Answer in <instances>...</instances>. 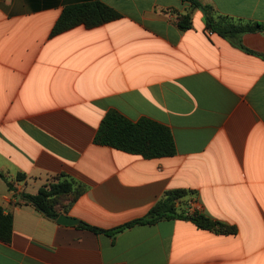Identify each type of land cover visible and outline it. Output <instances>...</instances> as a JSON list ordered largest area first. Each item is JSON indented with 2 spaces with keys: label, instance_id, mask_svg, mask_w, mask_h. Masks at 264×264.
I'll use <instances>...</instances> for the list:
<instances>
[{
  "label": "crops",
  "instance_id": "crops-1",
  "mask_svg": "<svg viewBox=\"0 0 264 264\" xmlns=\"http://www.w3.org/2000/svg\"><path fill=\"white\" fill-rule=\"evenodd\" d=\"M89 1L121 17L49 37L64 6ZM196 1L214 21L264 25V0ZM209 32L187 0H0V173L12 185L0 178L12 216L0 264H264V30ZM109 109L168 127L175 154L143 159L94 143ZM61 181L79 195L60 198V214L99 229L183 190L178 213L236 232L171 219L94 234L21 197Z\"/></svg>",
  "mask_w": 264,
  "mask_h": 264
},
{
  "label": "trees",
  "instance_id": "trees-1",
  "mask_svg": "<svg viewBox=\"0 0 264 264\" xmlns=\"http://www.w3.org/2000/svg\"><path fill=\"white\" fill-rule=\"evenodd\" d=\"M195 8H201L205 14V26L221 37H236L246 32L263 31L264 25L260 23H244L235 21L228 17H219L214 21L211 13L212 8L208 5H201L196 0H187ZM121 15L100 1H89L74 5L64 6L57 20L50 31L49 37H53L76 26H83L86 29L101 26L110 21L120 18ZM191 26V19L188 14L178 18V27L186 30ZM94 143L100 146L110 147L128 154L138 155L143 159H153L173 156L176 152L174 140L168 127L147 117H140L136 121H131L118 113L109 109L103 116L94 136ZM0 178L6 181L9 188L12 187L6 177L0 173ZM23 175L16 176L17 181H22ZM79 195L68 181L50 183L40 187L36 194L30 195L22 193V199L42 212L46 217L56 220L60 215L56 207L60 198L71 197L75 200ZM186 195V191H168L164 196L139 219L132 220L126 224L110 230H103L82 221L76 225L77 228L90 231L94 234H106L115 236L124 229L136 225H153L161 220L187 219L198 229L215 231L222 235L235 234L236 229L220 222L212 221L203 215L192 214L182 215L175 208L177 200ZM12 234V216L4 215L0 208V241L9 243Z\"/></svg>",
  "mask_w": 264,
  "mask_h": 264
},
{
  "label": "water",
  "instance_id": "water-1",
  "mask_svg": "<svg viewBox=\"0 0 264 264\" xmlns=\"http://www.w3.org/2000/svg\"><path fill=\"white\" fill-rule=\"evenodd\" d=\"M56 222L60 225H64V226H73V225H77L79 223L78 220L71 218L69 216H66L64 214H60L57 219Z\"/></svg>",
  "mask_w": 264,
  "mask_h": 264
},
{
  "label": "built area",
  "instance_id": "built-area-1",
  "mask_svg": "<svg viewBox=\"0 0 264 264\" xmlns=\"http://www.w3.org/2000/svg\"><path fill=\"white\" fill-rule=\"evenodd\" d=\"M209 34H211V32H209Z\"/></svg>",
  "mask_w": 264,
  "mask_h": 264
}]
</instances>
